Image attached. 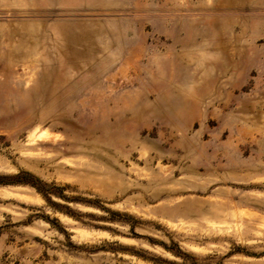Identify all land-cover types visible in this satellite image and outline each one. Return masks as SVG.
<instances>
[{"label":"rangeland","instance_id":"rangeland-1","mask_svg":"<svg viewBox=\"0 0 264 264\" xmlns=\"http://www.w3.org/2000/svg\"><path fill=\"white\" fill-rule=\"evenodd\" d=\"M16 175L0 264H264V0H0Z\"/></svg>","mask_w":264,"mask_h":264},{"label":"trees","instance_id":"trees-1","mask_svg":"<svg viewBox=\"0 0 264 264\" xmlns=\"http://www.w3.org/2000/svg\"><path fill=\"white\" fill-rule=\"evenodd\" d=\"M9 180H3V179H1L0 180V182H22V181H24L23 179H20V175H16V176H14V177H11V178H8ZM168 248V247H167ZM171 251H173L175 254H177V255H179L180 257H186L187 255L185 254V253H183L182 251H180V250H178V249H176V250H174V249H170Z\"/></svg>","mask_w":264,"mask_h":264}]
</instances>
